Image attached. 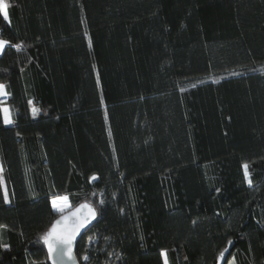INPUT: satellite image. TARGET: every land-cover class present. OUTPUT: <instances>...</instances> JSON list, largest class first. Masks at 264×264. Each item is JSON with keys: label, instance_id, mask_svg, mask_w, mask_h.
I'll use <instances>...</instances> for the list:
<instances>
[{"label": "trees", "instance_id": "obj_1", "mask_svg": "<svg viewBox=\"0 0 264 264\" xmlns=\"http://www.w3.org/2000/svg\"><path fill=\"white\" fill-rule=\"evenodd\" d=\"M6 4L0 264H50L59 195L80 264H264V0Z\"/></svg>", "mask_w": 264, "mask_h": 264}, {"label": "snow or ice", "instance_id": "obj_2", "mask_svg": "<svg viewBox=\"0 0 264 264\" xmlns=\"http://www.w3.org/2000/svg\"><path fill=\"white\" fill-rule=\"evenodd\" d=\"M7 4L4 0H0V12L3 13L4 18L8 19ZM8 41L0 39V52L3 51ZM19 48L20 45H15ZM6 86L0 84V96H7L8 93L5 91ZM31 103V102H30ZM0 112L3 114V122L5 124H12L14 121L12 119L13 113L10 107H0ZM35 114L36 109H33ZM245 170V175L248 178L249 185L252 184L250 174L248 173V165H243ZM3 168L0 167V173H2ZM95 178V177H94ZM0 185H3V177L0 175ZM4 199L8 202V192L6 186L4 187ZM103 203V201H101ZM53 207L60 212H64L66 207H69L67 203V197H62L54 199L52 201ZM82 210H86L82 211ZM96 215L95 209L89 204H81L77 209V212L72 213L71 217L64 216L60 220H57L53 226L43 235L42 239L48 246L49 257L52 258V264H59V261L63 259L66 254H70L73 247V241L79 229L84 226L89 218H94ZM4 227V226H0ZM7 248V245H4ZM223 255V254H221ZM69 258H72L69 255ZM88 259V257H84ZM167 264V262H166Z\"/></svg>", "mask_w": 264, "mask_h": 264}, {"label": "water", "instance_id": "obj_3", "mask_svg": "<svg viewBox=\"0 0 264 264\" xmlns=\"http://www.w3.org/2000/svg\"><path fill=\"white\" fill-rule=\"evenodd\" d=\"M85 203L89 204L91 207H93V208L95 209L96 215H95L94 218H89V219L87 220V222L84 224V226L81 227V228L79 229V231H78V233L76 234L75 239H74V241H73V247H72V249H71L70 254H66V255L63 257V259H62L61 261H59V264H80V262H79V260H78V258H77V256H76V252H75L77 242L79 241V239L81 238V236L85 233V231H86V230H87V229H88V228L94 223V221L97 219L98 212H97V209L95 208V206L92 205L91 203H89V202H82V203H80V204H78V205L72 207L71 209H69V210H67V211H65V212H63V213H61V214H60V215H59V216L53 221L52 225L50 226V228H51V227L53 226V224H54L57 220H60V219H61L62 217H64V216L71 217V216H72V213L77 212V209L79 208V206H80L81 204H85ZM82 211H85V212H86V210H82ZM50 228H49V229H50ZM45 247H46L47 254H48V261H49L50 264H52V258L49 257L48 246H47L46 243H45ZM69 255H71L72 258H69Z\"/></svg>", "mask_w": 264, "mask_h": 264}, {"label": "rangeland", "instance_id": "obj_4", "mask_svg": "<svg viewBox=\"0 0 264 264\" xmlns=\"http://www.w3.org/2000/svg\"><path fill=\"white\" fill-rule=\"evenodd\" d=\"M4 2L6 3V0H4ZM5 91H6V89H5ZM2 99H5L7 96H0ZM3 107H9L7 104H5ZM0 167H2L1 166V163H0ZM1 175H2V177H3V171H2V173H0ZM6 186V183H5V181H4V177H3V187H5ZM7 188V187H6ZM8 192V191H7ZM66 195H59V196H57V197H55L54 199H58V198H62V197H65ZM67 197V196H66ZM53 199V200H54ZM8 201H9V196H8ZM67 203H68V205H69V207H70V202H69V199H68V197H67ZM69 207H66L65 208V210H67ZM64 210V211H65Z\"/></svg>", "mask_w": 264, "mask_h": 264}, {"label": "crops", "instance_id": "obj_5", "mask_svg": "<svg viewBox=\"0 0 264 264\" xmlns=\"http://www.w3.org/2000/svg\"><path fill=\"white\" fill-rule=\"evenodd\" d=\"M0 39H2V38H0ZM3 40H5V39H3ZM5 41H7V40H5ZM8 42H9V41H8ZM9 44H10V42H9L7 45H9ZM7 45H6V46H7ZM6 46H5V47H6ZM3 50H4V49H3ZM2 52H3V51H2ZM2 52H0V56H1Z\"/></svg>", "mask_w": 264, "mask_h": 264}, {"label": "built area", "instance_id": "obj_6", "mask_svg": "<svg viewBox=\"0 0 264 264\" xmlns=\"http://www.w3.org/2000/svg\"><path fill=\"white\" fill-rule=\"evenodd\" d=\"M15 45H20V44H19V43H18V44H14V47H15ZM20 47H21V45H20ZM20 47H19V48H20ZM15 48H16V49H19V48H17V47H15Z\"/></svg>", "mask_w": 264, "mask_h": 264}]
</instances>
